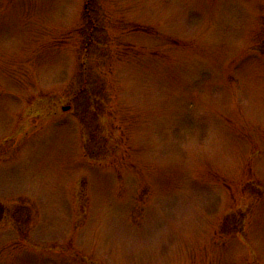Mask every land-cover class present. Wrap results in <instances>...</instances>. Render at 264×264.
<instances>
[{"label":"rangeland","instance_id":"1","mask_svg":"<svg viewBox=\"0 0 264 264\" xmlns=\"http://www.w3.org/2000/svg\"><path fill=\"white\" fill-rule=\"evenodd\" d=\"M0 209V264H264V0H0Z\"/></svg>","mask_w":264,"mask_h":264},{"label":"flooded vegetation","instance_id":"2","mask_svg":"<svg viewBox=\"0 0 264 264\" xmlns=\"http://www.w3.org/2000/svg\"><path fill=\"white\" fill-rule=\"evenodd\" d=\"M2 210H3V209H0V218H1V216H2V215H1V213H2Z\"/></svg>","mask_w":264,"mask_h":264},{"label":"water","instance_id":"3","mask_svg":"<svg viewBox=\"0 0 264 264\" xmlns=\"http://www.w3.org/2000/svg\"><path fill=\"white\" fill-rule=\"evenodd\" d=\"M68 109V108H67Z\"/></svg>","mask_w":264,"mask_h":264}]
</instances>
